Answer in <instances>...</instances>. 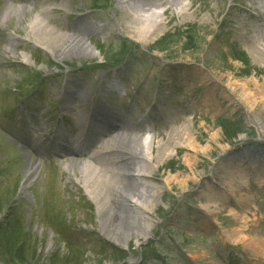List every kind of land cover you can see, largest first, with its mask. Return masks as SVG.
I'll list each match as a JSON object with an SVG mask.
<instances>
[{
  "label": "rangeland",
  "instance_id": "374dc122",
  "mask_svg": "<svg viewBox=\"0 0 264 264\" xmlns=\"http://www.w3.org/2000/svg\"><path fill=\"white\" fill-rule=\"evenodd\" d=\"M182 1L189 18L168 0H157L158 8L152 0H0V17L12 8L0 19V224L7 221L3 238L21 264H264V65L239 38L253 37L257 25L264 30V8L260 19L253 1ZM154 11L160 13L152 29L161 30L150 40L131 37L129 14ZM36 18L62 46L36 47L30 30ZM140 22L133 25L144 29ZM123 39L132 46L121 60L130 45ZM259 44L264 49V40ZM116 86L112 97L106 91ZM19 105L27 110L16 115ZM101 107L125 112L102 139L116 132L139 138L151 163L158 151L174 149L150 175L115 176L130 185L136 179L137 194L153 201L142 214L145 238L119 199L98 214L88 198L80 170L92 163L95 147L53 153L26 135L8 134L30 112L45 134L55 132L51 124L77 132L76 114L90 117ZM182 126L176 138H184L174 145L180 139L170 135ZM134 164L144 163L124 166ZM142 183L155 193L144 194ZM115 224L124 226L116 240Z\"/></svg>",
  "mask_w": 264,
  "mask_h": 264
},
{
  "label": "bare ground",
  "instance_id": "6f19581e",
  "mask_svg": "<svg viewBox=\"0 0 264 264\" xmlns=\"http://www.w3.org/2000/svg\"><path fill=\"white\" fill-rule=\"evenodd\" d=\"M122 1L124 0H118V2H122ZM176 1L179 5L177 7V11L179 13H183V14L185 13V15L183 16L184 18L186 17L189 18L190 13L187 12V7L186 5H184L182 0H168V3H174ZM248 1H253V4H255L257 8L255 9L259 13L257 15V18L262 19L263 15L261 13L263 10L262 8L264 7V0H257V1L248 0ZM150 6H154L152 8H158L160 5L157 2V0H152ZM10 10H12V8L6 9L1 15L0 19L1 20L6 19L10 13ZM158 13L160 12L154 11L155 15L151 14V16L149 15L150 17L144 16V18H142L141 15L140 17H136L141 21L140 25L141 24L147 25L145 26L144 29L141 28V26H138L139 24H136L137 26L133 25V21H135L136 18L133 14H129L130 19L133 20V21L130 20V22L128 23L132 34L131 37H134L135 39L138 40L141 39L143 41L152 39L156 35L155 33L160 31L161 27H163L160 26L159 28H156V30L152 29L154 27V24L151 22H154V20H156V18L159 15ZM245 19L246 17L242 19L243 20L242 22H237L236 27L242 28L244 26ZM43 24L44 27H42ZM38 29L39 30L43 29V30L35 32ZM30 30L34 31L32 33L33 34L32 37L34 40L33 42L36 44V46H39L45 49L46 51L48 50L50 52L51 50H55L54 47H58V46L60 47L63 45L62 39L54 40L55 38L58 37L57 35L52 37V35L54 34V29L47 28L46 23L41 19L36 18L30 24ZM239 38L241 39L243 46L248 51V53L253 58V60L258 64L264 65V49L263 46L259 44L260 40H264V30H260L259 26L257 25L255 27V34L253 37L247 38L246 36L239 34ZM56 41L57 43H54ZM80 45H83V47L86 48V51L89 54L91 55L93 54L91 45H89L88 43H84V44L82 43ZM72 46L74 50V45ZM22 60L31 64V60L26 55L22 56ZM75 99H77L76 96ZM244 101L248 104L246 97H244ZM79 113L80 112H78V114ZM91 117L95 119L94 115H92ZM179 128L180 129L173 130L172 134L170 135V139L172 140L180 139V141H174L173 143L174 145H180L181 143L179 142H181L182 139L184 138L183 134L185 133L180 134L179 137L176 138V133L184 132V129L186 130V128H183V126ZM125 141H128V143L126 144ZM100 147H101V150L99 151V153L101 154L100 159L105 160L106 163L99 162L98 156H94V154H92V156H90V159L93 162L86 166H82L80 170L81 173L80 180L83 183V187L88 197L92 200V202L96 206L98 214H100L102 210L107 207V204L110 199L111 200H113L114 198H115L114 200L119 199L121 206L129 212V217L132 218V221L137 222V225L139 226L140 229L139 234L143 238L147 237L148 223L143 221L142 214L144 213L143 211L145 207L149 209L150 205H152L153 203L152 199H150L149 195L148 196L143 195L142 197L141 194L140 195L137 194L138 189L134 187L138 184L136 179H134V182L136 184L134 183L133 185H130L129 181L123 180L124 178L119 179L118 177L115 176L119 175L121 177H124L128 173H129L128 175H130L131 177L132 176L142 177V176L150 175L152 173V169L155 168L156 165H158L165 157L170 156V154L174 153V149H167V150L163 149L158 151L155 157L156 159L155 163H151L150 158L148 156V154H150L149 150L145 149L142 141L139 138L131 136L126 132H116L112 136L100 142ZM128 160H139L140 163L142 162L144 164L136 168H134L136 165L134 164L126 169L124 163ZM147 162L150 163L148 164ZM33 165L34 163H32L28 167V170L24 177L23 184L21 186L22 190L26 189L30 184L31 178L29 175L30 174L29 171L31 170V168H33ZM140 189H143L144 194H146L149 188L146 186L145 183H142L140 184ZM149 192H151V195L155 193V191L152 192L151 189H149ZM109 210L111 211L109 212L110 214L109 219L108 217L107 219L112 222L115 220L114 217L116 216V213H115V209H112L111 207H109ZM135 218H138V220H136ZM120 228H124V226L122 224L120 226H116L115 224V231L111 233V236L114 240L119 239L118 234H121V230L118 229Z\"/></svg>",
  "mask_w": 264,
  "mask_h": 264
},
{
  "label": "trees",
  "instance_id": "16d2710c",
  "mask_svg": "<svg viewBox=\"0 0 264 264\" xmlns=\"http://www.w3.org/2000/svg\"><path fill=\"white\" fill-rule=\"evenodd\" d=\"M160 49H161V47H160ZM224 133H225V131H224ZM6 223H7V221H5L3 224L2 223L0 224V259L3 262H5L6 264H18V263L21 264L22 259H21L20 254L18 252L15 253L16 250H14V247H12V246L8 247L7 241L4 239L6 237L4 233L9 234V232H8L9 228L5 226ZM3 236H4V238H3ZM3 243L7 246H5ZM17 250H18V248H17Z\"/></svg>",
  "mask_w": 264,
  "mask_h": 264
}]
</instances>
